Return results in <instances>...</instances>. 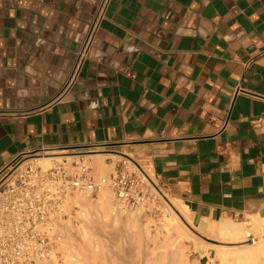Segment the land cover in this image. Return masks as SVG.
I'll list each match as a JSON object with an SVG mask.
<instances>
[{"label": "crops", "instance_id": "1", "mask_svg": "<svg viewBox=\"0 0 264 264\" xmlns=\"http://www.w3.org/2000/svg\"><path fill=\"white\" fill-rule=\"evenodd\" d=\"M0 0V170L30 152L118 151L201 231L264 234V0Z\"/></svg>", "mask_w": 264, "mask_h": 264}, {"label": "rangeland", "instance_id": "2", "mask_svg": "<svg viewBox=\"0 0 264 264\" xmlns=\"http://www.w3.org/2000/svg\"><path fill=\"white\" fill-rule=\"evenodd\" d=\"M46 153L57 155L58 151H45L41 155ZM65 153L67 154L63 157L83 155L89 161L88 165L100 187L92 200L82 193H74L68 197L67 217L63 222L66 233L65 257L62 262L53 264H220V258L216 254L221 250L219 247L226 251H238L246 247L251 239L257 243L263 242V231L250 232L245 237L246 242L242 243L223 240L197 229L196 225L182 215L177 216V224L167 232L166 217L172 212L168 218H173L174 210L170 209V204H166V201L172 203L171 200H176L154 183L151 186L145 182L150 195L145 206L133 210L116 209L114 206V192L108 186L109 177L120 169L122 163L138 174L133 166L138 165L131 156L105 150H92L82 154ZM93 154L103 157L98 168L93 166L90 158H86ZM67 159L68 162L78 160ZM102 194L106 197L104 203L100 201ZM71 196L75 198L72 199ZM79 196L87 198L83 200L82 208L75 204ZM230 257L232 256H228L227 260L233 264V257ZM263 259L264 257L259 264H264Z\"/></svg>", "mask_w": 264, "mask_h": 264}, {"label": "built area", "instance_id": "3", "mask_svg": "<svg viewBox=\"0 0 264 264\" xmlns=\"http://www.w3.org/2000/svg\"><path fill=\"white\" fill-rule=\"evenodd\" d=\"M110 0H100L93 21L76 52L71 79L90 58L99 22ZM44 152H30L0 170V264H53L65 257L66 202L74 193L98 191L89 161L83 155L77 161L60 162L43 170L39 158ZM129 169L125 163L109 177L116 209L133 210L145 206L150 195L141 169Z\"/></svg>", "mask_w": 264, "mask_h": 264}, {"label": "bare ground", "instance_id": "4", "mask_svg": "<svg viewBox=\"0 0 264 264\" xmlns=\"http://www.w3.org/2000/svg\"><path fill=\"white\" fill-rule=\"evenodd\" d=\"M65 154H67V153H65L63 151V152H58L57 155L48 154V153H46L44 155H39V156H41L38 159L39 164L43 170H47V169L51 168L55 162H60L62 158H77V156H75V157H70V156L69 157L68 156L63 157V155H65ZM112 156H115V155H112ZM86 158H90V160L93 161V166H95L96 168H98L99 165L101 166L102 161H103L102 155H98V154L88 155V156H86ZM108 165H110V164H108ZM101 169H102V167L100 168V170ZM103 173H104V170H103ZM141 173L144 175L147 183L152 186V184L154 182L145 174V172L141 171ZM71 198L74 199L75 196H71ZM105 198L106 197L102 194L100 197V199H101L100 201L102 203H104L106 201ZM76 200L77 201H75V204H77L78 206H80L82 208L84 205L83 200L85 201V200H87V198L79 196L76 198ZM171 201L173 204L169 200H168V203L166 201V204H168V205L170 204V209L172 211L174 210V215H172L174 217L168 218V217H171L172 212H170L171 214L169 213L167 215L168 217H166L167 232H168V230H172L173 226L175 224H177L176 218H178L179 216L182 215L189 221L188 215L186 213L187 212L186 208L177 201L176 202H174L173 200H171ZM245 225H247V227H245ZM80 229H81V226H80ZM262 231H263V225L254 219H252L248 222H245L244 224L237 223V222H234L232 220H229V221L223 220L220 222V224L216 230H214L212 226H209L206 233H208L210 235H215L218 238L223 239V240H229L230 242L233 241L234 243L235 242L242 243V242H246L245 237L248 236L250 234V232H256V233L258 232L259 233ZM84 235H82V236H84ZM219 249H221V250H219ZM219 249H218L219 251L217 250L218 252H216V254L220 258V261H219L220 264H230V262L227 260L228 259L227 257L230 255L233 257L232 262H231L233 264H259L260 260L264 257V239H263V242H259V243H257L254 239H251L250 243L246 247H244L238 251H229V249H228V251H229L228 252V251L224 250V248H220V247H219ZM232 257H230V259Z\"/></svg>", "mask_w": 264, "mask_h": 264}]
</instances>
